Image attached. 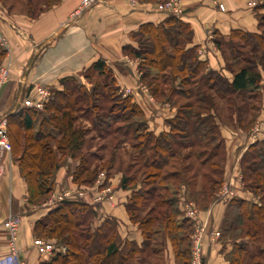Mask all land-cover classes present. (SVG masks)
<instances>
[{
    "label": "trees",
    "instance_id": "trees-1",
    "mask_svg": "<svg viewBox=\"0 0 264 264\" xmlns=\"http://www.w3.org/2000/svg\"><path fill=\"white\" fill-rule=\"evenodd\" d=\"M38 1L2 0L5 4H23L30 16L37 14L35 4ZM44 1L51 5L57 0ZM257 8L263 10L259 15L262 32L236 29L227 37L221 34L214 37L215 45L226 61L225 66L233 75L230 81L198 58L196 46H189L193 36L191 26L173 14L159 23H143L131 33L136 46L124 45L122 51L138 59V68L142 72L140 79L154 97L171 101L169 96L175 94L185 100L175 116L167 121V132L155 134L150 131L142 109L130 96L121 97L120 103H112L111 107H103L106 100L101 98H106V94L115 101L121 93H118L111 68L102 59L93 62L81 76L85 79L94 75L108 77L111 85L107 81L102 85L96 82L89 89L79 83L77 77L66 76L60 79V90L51 88L52 98L42 109L23 106L7 116L11 151L17 153L19 170L27 183L32 203H40L54 191V175L65 156L78 161L71 173L73 183L89 185L96 178L97 164L92 167L90 162L96 154L85 149L88 129L75 125V113L80 109L95 114L92 129L98 128L101 139L109 133L110 137L122 135L124 138L132 131V149L142 160L137 170L148 185L135 188L136 175L131 173H124L120 180L121 188L131 189L126 210L142 233L141 244L129 240L119 242L117 224L111 218H105L99 226L92 228L93 206L82 198L63 199L35 221L33 235L55 239L56 246H64L65 250L55 252L39 264H155L147 258L160 251V247L151 245L153 241L157 242L152 235L158 231H163L170 241L176 258L183 264L188 263L191 223L181 215L177 191L170 187L177 183L187 185L189 195L200 208H206L221 187L223 140L217 121L220 117L216 98L226 101L230 112L236 114V124L241 129H249L255 121L253 113L250 120L246 119L249 106L253 108L246 100L258 97L261 78L258 66L264 67V3ZM226 48L230 50L229 55L225 53ZM4 52L0 45V58ZM241 62L243 64L239 65ZM172 81H178L180 87ZM113 104H121L120 110L113 111ZM105 112L111 116L108 123L102 119ZM111 122L122 125L110 131ZM215 140L212 155L200 162V166L207 164L206 170L200 172L198 169L186 179L183 174L188 173L187 167L183 171H164L170 158L180 154L181 149ZM242 162L244 186L258 196V201L229 199L219 238L223 242H232V248L226 254L231 264H264V140L250 145ZM143 202L152 205L140 217L138 211ZM139 254H143L142 257H138Z\"/></svg>",
    "mask_w": 264,
    "mask_h": 264
},
{
    "label": "crops",
    "instance_id": "crops-1",
    "mask_svg": "<svg viewBox=\"0 0 264 264\" xmlns=\"http://www.w3.org/2000/svg\"><path fill=\"white\" fill-rule=\"evenodd\" d=\"M162 1L98 0L81 9V0H57L51 5L39 0L35 4L37 14L30 16L23 4H5L0 0V36L7 44L0 64H9V79L0 88V116L7 118L18 112L34 82L41 81L60 90L61 78L80 77L93 62L102 59L113 71L119 92L128 90L133 102L145 113L149 130L155 134L167 132V121L174 117L175 107L166 102L153 104L144 89H140L135 77L138 73L137 59L132 58L135 62H130L126 72L118 65L125 58L122 47L127 44L136 46L131 38L133 31L143 23H159L171 14ZM219 4L223 5V9ZM179 7L182 10L179 18L188 23L193 31L189 46H196L200 51L198 58L205 60L210 68L220 71L230 81L233 75L225 69L214 36L221 34L227 37L236 29L257 32L261 8L249 7L247 0H179ZM260 74L262 101L255 123L247 130L219 125L224 146L222 184L230 185L233 197L250 201L256 200L255 195L244 186L242 158L250 145L264 140V68L260 69ZM77 163L76 159L65 156L54 175L55 192L81 187L72 182L71 173ZM1 165L0 264H39L41 259L33 245V226L52 207H38L29 201L27 183L20 173L15 150L1 156ZM121 177V173L102 177L104 185L110 188V200L94 206L91 198L96 192L90 190L87 193L85 201L95 211L91 227L96 228L105 218L114 219L119 242L129 240L141 244L142 233L130 221L126 211L131 191L120 187ZM231 198L222 199L216 192L206 208L198 209L197 218L202 230V264H231L226 254L231 250L232 242H223L219 238L220 226ZM183 200L180 198L181 215H184ZM9 215L22 217L16 241L17 256L9 253L8 238L2 224ZM191 224L194 230L195 226ZM165 240L162 264H178L170 241Z\"/></svg>",
    "mask_w": 264,
    "mask_h": 264
},
{
    "label": "rangeland",
    "instance_id": "rangeland-1",
    "mask_svg": "<svg viewBox=\"0 0 264 264\" xmlns=\"http://www.w3.org/2000/svg\"><path fill=\"white\" fill-rule=\"evenodd\" d=\"M162 2L164 4V6L167 3L171 2L173 4H176L179 7V0H163ZM255 2L256 3L257 2L264 3V0H247V5L251 8H257L260 4L257 3L256 5H254L253 3H255ZM219 6L221 9H223L222 4H219ZM261 10H262V8H261ZM181 13H182V10H181ZM260 14L261 13L258 14V29L259 30L257 32H260V31L262 32V30H263V28L259 25V15ZM179 16H177V17H179ZM219 52L221 53L220 50H219ZM196 53L199 57L200 51L198 49H196ZM225 53L227 55H229L230 50H228L226 48ZM124 55H125V58L123 59V61H121V63L119 62L118 65L120 66V70H124V72H126L128 70L127 67L130 66L129 64L132 61V57H130L129 55H126V54H124ZM221 56H222L224 63H225L226 61H225L222 53H221ZM132 62H135V61H132ZM242 64H243V62H241L239 65H242ZM262 68H264V67L260 66V65L258 66L259 72H260V69H262ZM136 69H137L138 73L135 75V77H137V80L139 82V86L141 87L140 89H144V92L146 93L149 100L153 104H155V103L160 104V103H164V102L171 104L172 106L175 107V114H176L179 105L185 101L184 98L182 96H178L175 94H172V96H169L170 94L167 92L166 94H167V96H169L171 101H168V100L165 101L164 99H157L150 92L147 85L145 83H143V81L140 79L142 72L138 68V59H137ZM225 69L228 70L226 68V66H225ZM113 75H114V73H113ZM167 75L168 74H166V76ZM77 79H78L79 83L83 84L86 88H89V89L96 82H99L100 85H102L103 82L107 81L111 85L109 78L108 77L104 78L103 76L94 75V76H90L88 79H85V78H83V76H80V77H77ZM260 81H261V78H260ZM116 84H117V82H116ZM173 85H175L176 87H180V84L178 81L173 82ZM193 85H195V84H193ZM181 87L184 89L186 86H181ZM118 93H121V94L119 96H117L115 101L113 98L107 97L109 94H106V98H101L103 101L106 100L104 102L103 107L108 108V107H111L112 103H118V102L120 103L119 99H121V97L129 96V94H130L128 92V90L118 92ZM245 96L247 97L248 95L246 94ZM216 99H217V104L219 107L218 108V116L220 118L218 117L219 119H217V121L219 122V125H226V126H229L231 128L236 129L238 127L236 124V114L232 113V111L230 112V110L228 109L229 106L226 104V101H224L223 99H220V98H216ZM246 99H248V98H245V100ZM131 100L133 101L132 97H131ZM172 101H174L173 102L174 104L171 103ZM246 101H247V103H251L253 105V108L251 106H249V114L246 115V117H247L246 119L250 120L252 118V116L250 114L253 113V115H255V121H256V117L260 111V103L262 101L261 86H260V91H259L258 97L254 98V99L246 100ZM80 105H84V103H80ZM113 105H115V108L112 109L113 111L116 112V111L120 110L121 104H113ZM82 108H83V106H82ZM146 108L150 109L149 107H146ZM83 109H85V108H83ZM82 113H84V111L81 109L76 111L75 115H76L77 119L75 121V125L88 129L86 139L87 140L89 139V140L85 145V147H86L85 149H87V151H91V152H94L96 154V157H92L90 159V162H91L92 167H94L97 164V169H98L97 170L98 172H96L97 173L96 178L93 180L92 184H89V185L84 184V186H87L90 189H92V191H95L98 193L101 192L102 189H107V190H109L108 194H110L112 196V194L110 192V188H108L104 185V180L102 177L106 176L107 178H109V177H113L114 175L119 174V173H121L122 175L124 173H128V174L131 173V174L136 175V182H137L136 186L141 185V187H148V185L143 182V177H142L141 171L137 170V168L139 167V164H141L142 160L141 159L139 160V158L137 156H135V152L132 149V143H133L132 131H130L129 134L123 138L122 135L121 136L120 135H117V136L112 135L110 137L109 131L104 130L105 133H109V134H107L106 138L101 139L98 136V128L96 127L94 129H92L91 122L93 119H95V114L91 111L88 114L87 113L82 114ZM202 113H206V112L202 111ZM105 115L106 116H103L102 119H104V121L108 123L109 121H111V116L110 117L108 116V112H105ZM144 117H145V113H144ZM255 121H254V123H255ZM118 125H122L121 122H117V123L111 122L110 131L113 130ZM216 141L217 140H215L214 142H205V144H203V145L202 144L196 145L192 148L181 149L180 154H177L175 157L170 158V164L167 167H164V171L165 170L166 171L167 170H173V169H178V170L183 171V169L185 167H187L188 170H186V172H188V173L183 174V176L186 179V178H190L192 176V172H194V171L196 172V170H198V169H200L199 170L200 172L202 170H206L207 164H205V166H200V162L207 159L209 157V155H212V153L214 151L213 145ZM223 151H224V146L222 144L221 149H220V155L222 158H223ZM212 158L214 159V157H212ZM98 164H100V165L102 164V165L98 166ZM97 179L101 180L100 182H102V186H99V187L96 186L97 185V183H96ZM81 186H83V184ZM136 186H135V188H136ZM170 189L172 191H177L178 207L180 204V198L181 199L184 198L186 201L193 202L195 204L196 208L200 209V205L198 203H196L195 200L189 195V190H188L189 188L187 187V185H185L184 183H182V184L177 183V185L171 186ZM182 190H184V191H182ZM62 191H63V189L59 190L58 192H62ZM130 191H131V189H130ZM54 192L55 191H52L48 195V197H50V195L53 194ZM110 195H107V196L105 195L103 197V199H101V201L110 200V198H109ZM48 197L45 198L44 200H42L40 203H36L38 205V207H42V204L48 199ZM254 200L258 201V196H255ZM93 203H95L94 206H96V205H99L100 202L96 201ZM150 205H152V203L150 204L149 202H145V203L143 202V205L140 206V211H138V214L140 217H143L145 215V213H146V211ZM182 216L184 217L183 214H182ZM180 218L181 217H179L178 219H180ZM130 221L133 224H136L138 226V224L136 222H133L131 219H130ZM190 223H191V221H190ZM191 230L193 232L192 224H191ZM152 238L155 241L157 240V242L154 243V241H153L151 245H154V247H160V251H158L156 255L152 254L150 256V258H147V259H148V261L153 262L155 264H162L161 259H162V255H163V247H164V244L166 241L165 239H167V238L163 234V231H158L157 234H153ZM43 239H45V238H43ZM45 240L52 242L56 246L57 242L55 239H45ZM189 240H190V236H189ZM190 245H189V249H190ZM142 255L143 254H139L137 256L142 257ZM137 256L135 259H138ZM177 261H178V264H183L181 259H177ZM189 261H190V250H189V256H188V263L187 264H189Z\"/></svg>",
    "mask_w": 264,
    "mask_h": 264
},
{
    "label": "built area",
    "instance_id": "built-area-1",
    "mask_svg": "<svg viewBox=\"0 0 264 264\" xmlns=\"http://www.w3.org/2000/svg\"><path fill=\"white\" fill-rule=\"evenodd\" d=\"M98 0H81L80 8L88 7L93 3L97 2ZM134 2V0H132ZM258 4H262V2H257ZM256 2L253 3L254 5L257 4ZM171 14L175 16L181 15V8L178 7L176 4L171 2L165 5ZM0 45L3 48L7 47L6 40L0 36ZM9 79V64L4 63L0 65V88L2 85ZM52 89L46 83L41 81H36L33 83L32 88L28 96L24 97L22 100V105L24 107H33L35 109H42L44 104L47 103L50 98H52ZM11 152V144L9 141L7 127H6V118L4 116H0V175L2 173V165H1V156L9 155ZM101 180L97 179L96 186H102ZM95 187V186H94ZM92 190L87 186L77 187L75 189H66L62 192H54L53 194L48 197V199L42 204L44 208H50L55 206L59 201L63 199L69 200H77L82 198L85 200L88 191ZM109 190L102 189L101 192H96L95 195L91 198L93 202H102L101 199L108 194ZM217 196L222 199L227 200L234 196V191L230 187L229 184H222L219 190L217 191ZM109 198L111 199L112 196L110 195ZM183 210L184 215L188 218L195 226L193 232L190 235V261L189 264H202V230L200 228L198 222V209L196 208L195 204L191 201L183 200ZM22 217L20 215H9L3 221V227L6 231L7 238H8V247L9 253L13 256H17V234L19 230V226L21 224ZM33 245L36 247L39 257L42 261L48 259L51 255L58 251H64V246H55L52 242H49L43 238H35L33 240ZM24 264V263H21Z\"/></svg>",
    "mask_w": 264,
    "mask_h": 264
}]
</instances>
